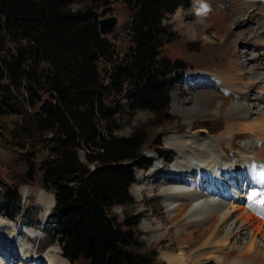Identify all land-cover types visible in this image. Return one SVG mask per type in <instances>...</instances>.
<instances>
[{
	"label": "trees",
	"instance_id": "obj_1",
	"mask_svg": "<svg viewBox=\"0 0 264 264\" xmlns=\"http://www.w3.org/2000/svg\"><path fill=\"white\" fill-rule=\"evenodd\" d=\"M78 1L84 5L73 7ZM115 2L130 12L129 45L121 53L99 28L98 8ZM184 4L0 0L1 141L28 165L26 176H39L54 194L43 229L47 243L56 241L73 264H163L140 236L141 213L120 219L112 212L135 202V169L153 161L142 125L128 135L116 130L123 114L137 108L159 123L171 118V92L186 61L167 55L159 36L170 33L166 15ZM153 141V151L170 162L173 151L162 147L159 134ZM20 183H8L0 198L14 201L27 224L39 222L37 203L22 207Z\"/></svg>",
	"mask_w": 264,
	"mask_h": 264
},
{
	"label": "rangeland",
	"instance_id": "obj_2",
	"mask_svg": "<svg viewBox=\"0 0 264 264\" xmlns=\"http://www.w3.org/2000/svg\"><path fill=\"white\" fill-rule=\"evenodd\" d=\"M256 2L257 5L252 6L249 0H187V4L179 6L173 14L166 15L163 21L170 33L163 38V41L166 40L164 52L171 58L178 57L186 61L185 70L176 78L175 87L171 92L169 108L171 118L159 123V117H155L146 109L137 108L123 114L121 126L116 132L120 135H128L133 127L142 125L148 139L143 146L147 153H153L152 147L155 144L153 139L159 134L162 147L172 150L175 156L178 153L177 159L181 157V153L173 147L174 141H183L191 147H197V150L201 147L200 152L208 150L217 155L222 154L231 161L235 160H232V157L238 158L236 160L249 158L258 168L262 165L264 178V159H261L264 158V141L256 139L253 134L242 132L239 127L233 129L231 136L226 135L229 130L227 110L234 101L238 105L249 106L256 114L264 112L262 98L264 92L261 91L263 83L258 81L257 83L255 80L248 82V76L254 72L264 73V1ZM80 5H84V2L78 1L73 7ZM98 9L101 13L100 17L117 15L116 25L107 32L106 36L113 41L119 53L125 51L129 45L126 26L130 12L119 2ZM235 59L240 61L239 64H235L238 69H243L240 66L242 61L246 72L241 77L243 82H237L238 90H232L221 83L223 72ZM99 65L102 68L103 64L99 63ZM123 102L127 108V101ZM204 124L208 128L203 127ZM187 149L190 150V147ZM187 158L190 161H198V156L193 152H190ZM160 162L161 160L157 158L150 165L151 169L150 167L135 169L137 178L135 177V181L130 186L135 202L127 208L121 205L114 206L112 212L120 219L126 212L141 213L138 229L146 243V248H154L158 262L167 264L163 253L179 250L176 239L178 225L171 222V214L173 215L175 211H167L164 196L160 194L162 182L169 174L172 175L169 171L171 167L162 166ZM27 171L28 165L18 152L6 146L0 137V192L8 187V183L21 182L19 192L22 207L32 202L40 206L38 213L40 221L27 224L21 214L15 212L14 201L0 198V232L14 230L18 246L28 245L32 253H35L36 244L38 247L43 246L42 252L40 248L37 250L39 254H42L49 244H53L50 247L53 251H58L60 247L56 241L47 243V235L43 229L47 214L38 200V192L45 189L40 184L39 176L31 180L26 176ZM167 172L169 173L166 174ZM259 178L257 182L249 178L242 179V182L244 184L250 181L254 185H262L261 176ZM253 188L254 186L250 184L246 185L245 193L254 190ZM253 193L247 197H253ZM240 194L241 192L236 195ZM245 200L252 202L253 199ZM223 203L226 207L229 206L226 200H223ZM1 244L0 242V264H8V262L14 264L15 262L12 263L11 260L2 261ZM20 248L23 250L19 252L18 249L15 250L17 254L11 249L4 251L16 259L18 257L17 262H20L18 253L21 254L26 250L25 247ZM43 256H46V253ZM203 259L205 257H201V260ZM36 264L42 263L36 262ZM43 264H48L47 260ZM207 264H214V257L209 258ZM238 264L250 263L238 261Z\"/></svg>",
	"mask_w": 264,
	"mask_h": 264
},
{
	"label": "bare ground",
	"instance_id": "obj_3",
	"mask_svg": "<svg viewBox=\"0 0 264 264\" xmlns=\"http://www.w3.org/2000/svg\"><path fill=\"white\" fill-rule=\"evenodd\" d=\"M256 1L249 0L252 6L257 5ZM239 63L240 61L235 59L232 65L223 72L221 83L232 90H238L237 82H243L241 77L246 74L242 61L240 66L243 69H238L235 65ZM263 74V72H254L248 76V82L255 80L263 83L262 92H264ZM227 117L229 130L226 135L231 136L233 129L239 127L242 132L253 134L256 139L264 141V112L256 114L249 106L238 105L234 101L227 110ZM172 145L181 153V157L177 159V153L171 162L172 175L169 174L162 182L160 194L164 196L167 211H175L170 219L174 225H178L176 239L179 243V250L164 252L165 262L167 264H207L208 259L214 257V264H238V261L264 264V204L259 203L264 201V188L260 191L261 193L252 191L254 192L252 202L245 200L252 192H248L249 194L241 192L243 185L250 182L243 184L242 179L249 178L253 182L260 179L255 163L249 158L241 159L247 161L244 162L232 157V160L235 159L234 162L213 151L200 152L201 147L197 150V147H191L183 141H174ZM188 147L190 150L187 149ZM189 151L198 156L197 162L187 158ZM226 161L233 170L227 168L225 174H221V166L225 165ZM135 177L137 178L136 172ZM214 177H218L219 180H214ZM208 184L212 187L211 191L203 193L202 189ZM233 185L237 186V189H234ZM263 185L257 184L259 188ZM239 191L241 194L236 195L240 193ZM38 200L47 214L54 204L53 194L46 189L40 190ZM223 200H226L229 206L226 207ZM0 242L2 243L1 250H3L2 261L11 260L12 263L15 262L14 264H36V262L43 264L47 260L48 264H71L66 257L61 256V249L53 251L50 248L53 244H49L42 254L37 251L30 252L28 245L19 244L18 246L14 230L1 231ZM18 247L26 248L25 252L18 253L21 258L20 262H17L18 257L16 259L4 251L11 249L17 254L15 250L18 249V252L23 250ZM45 253L46 256H43ZM201 257L205 259L201 260Z\"/></svg>",
	"mask_w": 264,
	"mask_h": 264
},
{
	"label": "water",
	"instance_id": "obj_4",
	"mask_svg": "<svg viewBox=\"0 0 264 264\" xmlns=\"http://www.w3.org/2000/svg\"><path fill=\"white\" fill-rule=\"evenodd\" d=\"M118 20L117 15H109L99 18V28L102 32H108L114 28ZM166 36L165 33L159 36V39L162 41L163 38Z\"/></svg>",
	"mask_w": 264,
	"mask_h": 264
},
{
	"label": "snow or ice",
	"instance_id": "obj_5",
	"mask_svg": "<svg viewBox=\"0 0 264 264\" xmlns=\"http://www.w3.org/2000/svg\"><path fill=\"white\" fill-rule=\"evenodd\" d=\"M250 200L254 199V197H250ZM259 203L264 204V201H260Z\"/></svg>",
	"mask_w": 264,
	"mask_h": 264
}]
</instances>
